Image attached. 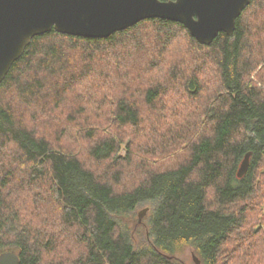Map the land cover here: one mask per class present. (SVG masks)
<instances>
[{"label": "trees", "instance_id": "1", "mask_svg": "<svg viewBox=\"0 0 264 264\" xmlns=\"http://www.w3.org/2000/svg\"><path fill=\"white\" fill-rule=\"evenodd\" d=\"M143 205L138 246L122 224ZM186 248L264 264V0L210 45L163 19L105 39L52 30L0 85V255L184 264Z\"/></svg>", "mask_w": 264, "mask_h": 264}, {"label": "water", "instance_id": "2", "mask_svg": "<svg viewBox=\"0 0 264 264\" xmlns=\"http://www.w3.org/2000/svg\"><path fill=\"white\" fill-rule=\"evenodd\" d=\"M252 0H0V85L35 37L52 30L70 36L105 39L144 20L183 24L200 44L220 33L232 36L237 20ZM249 152L237 176L249 169ZM148 209L138 214L139 222ZM195 264H201L193 254ZM0 264H21L15 252L0 255Z\"/></svg>", "mask_w": 264, "mask_h": 264}, {"label": "rangeland", "instance_id": "3", "mask_svg": "<svg viewBox=\"0 0 264 264\" xmlns=\"http://www.w3.org/2000/svg\"><path fill=\"white\" fill-rule=\"evenodd\" d=\"M144 209H148V212L146 213L145 217L142 219L141 222H139L138 214L143 211ZM151 213V208L148 205H143L140 207L135 215H130L128 217H125L123 222V227L128 230V234L130 237L133 238V241L139 246L143 245L144 243V234L147 232V223L148 218ZM138 221V224H137ZM136 227V228H135ZM136 229V231H134ZM178 259H180L184 264H195L193 261V251L191 248H186L182 252L177 254Z\"/></svg>", "mask_w": 264, "mask_h": 264}]
</instances>
